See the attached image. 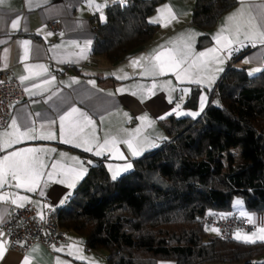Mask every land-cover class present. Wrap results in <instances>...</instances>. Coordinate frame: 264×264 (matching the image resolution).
Here are the masks:
<instances>
[{"label": "crops", "instance_id": "obj_1", "mask_svg": "<svg viewBox=\"0 0 264 264\" xmlns=\"http://www.w3.org/2000/svg\"><path fill=\"white\" fill-rule=\"evenodd\" d=\"M237 1L212 29L204 31L192 22L196 0H165L150 18L157 26L153 39L124 59L110 63L104 56L94 55L93 48L94 27L97 22L107 21V9L114 4L112 0H92L91 4L88 0H0L3 62L13 66V75L20 82L21 76L28 77L21 82L24 91L28 89L26 99L11 106L8 125L0 129V145L9 139L16 140L11 127L14 118L21 132L31 128L34 131L30 135L37 137L21 139L8 147L0 146V160L13 152H22V156L35 157L37 166L40 162L44 165L35 191L15 187L18 181L12 180L11 174L0 187V196L7 197L0 200V264H25L26 261L27 264H98L96 253L105 254L89 250L82 237L74 232H65V242L51 249L36 244L25 254L10 251L2 224L13 208L22 207L21 204L34 203L38 217L44 215L48 202L59 210L67 207L95 162H103L113 179L128 174L134 169L135 160L157 149L167 139L164 123L173 117H197L208 107L210 93L230 66L246 69L250 74L263 70L264 43L258 38L250 41L245 37L251 31L249 21L264 25L261 19L264 0ZM97 5L102 7L97 9ZM165 5L171 9L174 19L159 11ZM241 9L237 40L235 22L230 23L227 18ZM16 19L19 24L13 29L11 24ZM157 19L159 22H152ZM52 21H61L62 29L53 31ZM222 28L226 29L222 35L233 40L228 47L223 40L217 43L214 39ZM23 41L30 42L27 53ZM186 45H190L191 54L175 71L166 68L164 74L159 75L145 72L152 56L161 53V60H167L177 50L187 52ZM210 48L216 52L201 58L207 63L193 64L198 53ZM41 65L43 67H37ZM177 75L181 78L177 79ZM197 80L200 82H194ZM193 96H198L196 108L187 105ZM72 108L86 113L93 123L84 127L71 143H65L60 137L59 117ZM73 119L82 118L75 113ZM49 133L55 138H39ZM85 139L92 142L76 146ZM105 139H115L116 143L101 148ZM129 140L137 149V155H133L125 143ZM85 146L92 151H85ZM26 149L46 151L24 152ZM128 164L130 168L125 167ZM49 173H52L51 179ZM18 197L27 199L20 201ZM13 200L17 202L12 203ZM242 216L252 217L251 222L256 227L253 231L257 233L252 237L253 231L248 235L239 231V240L245 241L247 236L264 242L260 239L264 233L259 231L264 228V213Z\"/></svg>", "mask_w": 264, "mask_h": 264}, {"label": "trees", "instance_id": "obj_2", "mask_svg": "<svg viewBox=\"0 0 264 264\" xmlns=\"http://www.w3.org/2000/svg\"><path fill=\"white\" fill-rule=\"evenodd\" d=\"M165 0H130L97 22L94 55L116 63L147 45L157 26L150 18ZM237 0H196L192 22L204 31ZM198 105V96L187 104ZM167 139L113 179L95 162L69 205L57 212L64 232L82 237L108 264H260L264 242L212 236L202 224L209 211L228 213L243 199L264 213V69L229 67L197 117L170 118ZM237 234V233H236Z\"/></svg>", "mask_w": 264, "mask_h": 264}, {"label": "snow or ice", "instance_id": "obj_3", "mask_svg": "<svg viewBox=\"0 0 264 264\" xmlns=\"http://www.w3.org/2000/svg\"><path fill=\"white\" fill-rule=\"evenodd\" d=\"M89 4L92 3V0H88ZM97 9H99L100 5L96 6ZM161 13H167L169 15V17H171L172 19H174V15L171 12V9L169 8V6L165 5L163 9L159 10ZM242 16V9L238 12V13H233L232 15H230L227 20L232 23L235 22L234 24V31L237 34V40H238V36H239V32H240V28H241V24L239 22V17ZM103 19V17H101ZM255 19V18H253ZM261 19L264 20V13L261 14ZM152 22H159L158 19L154 20ZM19 24V19L13 20L11 27L13 29H16L18 27ZM250 24V28L251 31H249L248 33H246V39L250 40V41H255L257 38L260 40L261 43H264V30H259L260 28L264 27V25H257L255 23H252L251 21H249ZM226 31V29L222 28L221 32L218 33L214 39L217 40V43H220L222 40L224 42V46L228 47L229 45H231L233 43V40L229 39L227 36H223L222 33ZM49 35H51V33H49ZM25 45V50L27 53V46L30 43L29 41H23L22 42ZM186 48H188L187 52H184L182 50H177V52L174 55H169L167 60H161V56L163 54L158 53L155 56H152L150 58V63L149 66L145 69L146 73H151L154 75H159V74H164V72L167 70H171V71H175L177 68L180 67L181 64H184L187 62L188 56L191 54V47L190 45H186ZM216 49H207L205 52H200L197 54L196 56V60L193 61V64H196L197 61H201V58H207L209 56L210 53H215ZM141 60L145 59V57H141ZM202 63H207V60H203L201 61ZM138 63V61L136 62ZM37 67H43L41 66H37ZM259 70V69H257ZM119 78V77H118ZM181 77L179 75H177V79H180ZM28 79V77H24L21 76L20 80L21 82H23L24 80ZM196 83H199L200 81H194ZM89 83L94 84V81H89ZM25 91H28V89H25ZM75 113H79V116L82 119H73V114ZM195 115V114H193ZM60 120V137L61 140L65 143H71L84 129V127H86L89 124H92L93 121L91 120L90 117L87 116L86 113L80 112L79 109L77 108H72L70 109L68 112L64 113L63 115H61L59 117ZM51 123H55V121H52ZM11 127L14 129V133L16 135V140H7L3 145V147H8L11 146V144L13 143H17L19 142L21 139H35L37 137L30 135L31 132L34 131V129H25V131L21 132L19 129V125L17 124L16 119L14 118L11 122ZM4 135H12V134H7L5 133ZM40 139H54V135L49 133L48 135H41L39 137ZM94 140V137H93ZM92 141H90L89 139H85L83 141V144L78 143L76 146L77 147H81L84 145H88L89 143H91ZM116 141L115 139L112 140H108L105 139L104 141V145H101L100 147L103 148L109 144H112L113 146L115 145ZM125 143H127V146L129 147V149L132 150L133 155H137L138 151L137 149L134 147L133 142L131 140L129 141H125ZM85 151H92L91 147H87L85 146ZM24 152H31V153H35V152H41V151H46L44 149H26L23 150ZM97 155L100 154L99 151L96 152ZM13 157H17L19 159H13ZM44 167L43 163L40 162L39 165L37 166V159L35 157L33 158H28L26 156H22V152H13L11 153L9 156H5L2 160H0V187H2L5 183H7V177L9 174H11V178L12 180H16L18 181L15 185V187H25L27 188L28 191L32 192L36 190V187L39 184V178L43 175V173L40 171V169H42ZM53 167L55 168V165H53ZM126 168H130L131 165L128 164L125 166ZM49 179H51L52 177V173H49ZM115 178V176H114ZM63 182V181H61ZM41 195H43V192L40 193ZM7 197L5 196H0V200H6ZM18 199L20 201H24L27 198L26 197H18ZM16 200H13L12 203H16ZM237 205L241 204V201H236ZM21 206H23L21 204ZM246 215V214H243ZM249 220L251 221L252 217H248ZM207 230V229H206ZM211 231L213 232H219V229L216 228H212ZM261 233H264V228H261L259 230ZM256 233H252V237H255ZM237 239H240L241 237L239 236V234H237ZM261 240H264V236L260 237ZM245 242H251V243H255L256 240L252 239L251 237H245L244 238ZM25 264H27V261L25 262ZM260 264H264V261L260 262Z\"/></svg>", "mask_w": 264, "mask_h": 264}, {"label": "built area", "instance_id": "obj_4", "mask_svg": "<svg viewBox=\"0 0 264 264\" xmlns=\"http://www.w3.org/2000/svg\"><path fill=\"white\" fill-rule=\"evenodd\" d=\"M130 0H112L113 3H126ZM53 31L62 29L61 21L50 22ZM4 50L0 49V129L8 125L11 106L25 101L26 95L22 83L13 75V66L3 62ZM264 67V58L262 59ZM58 208L48 205L44 215L38 217V208L34 203L14 207L12 213L2 224L1 230L7 235L10 251L27 253L36 244L47 249L65 242V232L57 225ZM202 224L219 229L218 236L223 240H232L237 232H251L256 227L237 211L223 213L209 211L202 218Z\"/></svg>", "mask_w": 264, "mask_h": 264}, {"label": "rangeland", "instance_id": "obj_5", "mask_svg": "<svg viewBox=\"0 0 264 264\" xmlns=\"http://www.w3.org/2000/svg\"><path fill=\"white\" fill-rule=\"evenodd\" d=\"M241 201V204H239V205H237V203H236V201ZM233 208L242 216L243 214H246V213H248L247 212V210H246V208H245V204H244V201H243V199H240V198H237V199H235V201H234V203H233ZM243 213V214H242ZM213 227H208L207 228V231L210 233V235H212V236H217L218 235V233L217 232H213V231H211V229H212ZM252 233H257V232H255V231H253ZM246 234V233H245ZM248 234H251V232H247V235ZM236 237H237V235H236ZM241 237V236H240ZM101 254H105V252H101ZM107 257H106V254L105 255H99L98 253H96V255H95V259H96V262L98 263V264H108L107 263V259H106Z\"/></svg>", "mask_w": 264, "mask_h": 264}]
</instances>
